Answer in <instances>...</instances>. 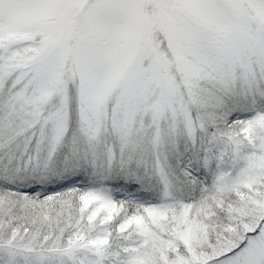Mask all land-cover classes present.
Instances as JSON below:
<instances>
[{
  "label": "snow or ice",
  "instance_id": "snow-or-ice-1",
  "mask_svg": "<svg viewBox=\"0 0 264 264\" xmlns=\"http://www.w3.org/2000/svg\"><path fill=\"white\" fill-rule=\"evenodd\" d=\"M0 264H264V0H0Z\"/></svg>",
  "mask_w": 264,
  "mask_h": 264
}]
</instances>
